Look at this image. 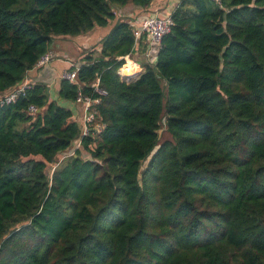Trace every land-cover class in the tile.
<instances>
[{
    "label": "trees",
    "instance_id": "obj_1",
    "mask_svg": "<svg viewBox=\"0 0 264 264\" xmlns=\"http://www.w3.org/2000/svg\"><path fill=\"white\" fill-rule=\"evenodd\" d=\"M151 1L0 0V99L53 38L112 24L58 90L98 99L99 131L43 84L0 103V264H264V0H178L154 63L113 13Z\"/></svg>",
    "mask_w": 264,
    "mask_h": 264
},
{
    "label": "crops",
    "instance_id": "obj_2",
    "mask_svg": "<svg viewBox=\"0 0 264 264\" xmlns=\"http://www.w3.org/2000/svg\"><path fill=\"white\" fill-rule=\"evenodd\" d=\"M177 1L178 0H152L150 5L145 9H137L132 5H127L121 8L120 10L125 13L128 12L132 15V19L134 21L133 27L134 30H136L138 26L141 24V21L144 18H146V16L153 15L154 13H158L159 15H170L171 12L175 9ZM117 9L118 8H114V10ZM137 22L138 25H135ZM111 26L112 24L109 23L106 27H96L91 32L77 37L53 38L51 45L49 47L50 49L49 51L53 52V54L55 55L54 60L50 61L44 66L41 67L35 66L31 70H29L26 74L24 82H27L30 85H34V84L45 85L50 100L55 101L61 107L69 109L72 113V120L81 123L80 122L82 116L81 112L83 111L82 107L71 101L61 100L58 97L59 85H60V81L62 80L61 75L69 68V66L71 65L70 63L78 64V65L83 63L82 53L84 50L91 48H95L96 50H99L100 40L108 33ZM75 51H78V55H77L78 59L74 55ZM135 57L138 60L145 61L146 59L148 62L150 61V59L146 58V56L142 54L136 53ZM152 61L154 62V60ZM125 62L126 64L127 63L131 64L130 66L132 68V73L134 74L137 73L138 67H139V71H141V68L139 66L140 64L137 63L134 59L125 58ZM119 74L121 76V72H119ZM121 77L123 78V76Z\"/></svg>",
    "mask_w": 264,
    "mask_h": 264
},
{
    "label": "built area",
    "instance_id": "obj_3",
    "mask_svg": "<svg viewBox=\"0 0 264 264\" xmlns=\"http://www.w3.org/2000/svg\"><path fill=\"white\" fill-rule=\"evenodd\" d=\"M216 4H220V0H212ZM113 13L118 16H123L127 18L132 19V15L128 12H123L120 9L114 10ZM125 13V14H124ZM172 26V20L170 15L160 16L158 13H154L153 15L146 16L141 21V24L138 26V28L134 31L136 39H139L142 34H147V40L149 43V49L148 53L146 55L153 54L152 52V46L156 45L158 48L161 45L162 38L169 33L170 28ZM156 53L152 56V60H155ZM54 58V54L51 51H48L44 56H42L37 64L36 67L44 66L45 64L49 63ZM153 62V61H152ZM71 67H74L75 70H66L61 75L62 79H65L69 81L70 83H77V75L76 70L79 65L83 64H73L70 63ZM124 67V66H123ZM122 69V68H121ZM120 69V70H121ZM30 86L29 83L23 82L18 87H16L14 90L9 92L7 95H5L3 98L0 99L1 104H8L14 102L19 95L23 94L24 90ZM99 97H105L107 95V91L100 87L99 80L96 79V81L91 86ZM98 103V99L92 100L88 97H83L81 94H78V97L76 99V104H79L82 106L83 115L81 116V124H82V136H87L89 134L90 127H94L95 131L100 130V125L96 124V111L94 109V105ZM28 112L30 113H36L37 109L34 106H30L28 108ZM81 142L79 140H76L71 149L68 152H65L64 157L70 156L74 154V151L80 147Z\"/></svg>",
    "mask_w": 264,
    "mask_h": 264
},
{
    "label": "rangeland",
    "instance_id": "obj_4",
    "mask_svg": "<svg viewBox=\"0 0 264 264\" xmlns=\"http://www.w3.org/2000/svg\"><path fill=\"white\" fill-rule=\"evenodd\" d=\"M157 50H158V47L156 46V45H153L152 46V52H153V54H151V55H145L146 56V58H148V59H150V61H151V63H154V62H152V60H151V58H152V56L154 55V53H157ZM74 55L77 57V55H78V51H75L74 52ZM77 59H78V57H77ZM130 59V58H129ZM149 61V62H150ZM132 62V61H131ZM133 63V62H132ZM128 65H131L130 63H128L127 64V66ZM126 66V67H127ZM133 66H134V64H133ZM140 66V65H139ZM136 67H138V66H136ZM140 68H141V66H140ZM143 69L141 68V71H142ZM141 71H139V68H138V72L136 73V75L139 73V72H141ZM126 73V74H131L132 73V68L131 67H128V68H125L124 69V71H123V73ZM131 72V73H130ZM79 105V104H78ZM81 106V105H80ZM82 107V106H81ZM81 114L83 115V111L81 112ZM159 140H160V142H163L164 140H170V136L167 134V132L165 131V128H164V126H163V124L161 123V129L159 130ZM58 160H59V158H58ZM146 163L147 162H145L144 163V165H143V169L145 168V165H146Z\"/></svg>",
    "mask_w": 264,
    "mask_h": 264
},
{
    "label": "bare ground",
    "instance_id": "obj_5",
    "mask_svg": "<svg viewBox=\"0 0 264 264\" xmlns=\"http://www.w3.org/2000/svg\"><path fill=\"white\" fill-rule=\"evenodd\" d=\"M127 64L120 71L121 72V76H123V78H125L126 76H129L128 78H131L132 76H135L136 75V73L134 74V73H131V72H130L131 74H126L125 72L123 73V71H124L125 68L131 67L130 65L127 66ZM130 75H132V76H130Z\"/></svg>",
    "mask_w": 264,
    "mask_h": 264
}]
</instances>
